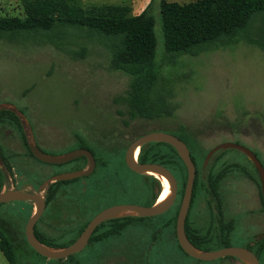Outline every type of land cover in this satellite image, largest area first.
<instances>
[{
	"label": "rangeland",
	"instance_id": "1",
	"mask_svg": "<svg viewBox=\"0 0 264 264\" xmlns=\"http://www.w3.org/2000/svg\"><path fill=\"white\" fill-rule=\"evenodd\" d=\"M160 1L154 0L152 4L157 21V64L165 94L171 90L175 95L173 102L178 105L170 117L155 120L131 117L125 99L133 79L110 69L111 55L98 38L81 37L73 29H59L46 36L35 33L23 36L15 43L0 40V110L17 114L28 143L35 141L53 156L87 149L96 163L107 165L59 186L55 200L36 225L46 237L63 245L76 238L88 219L110 206L153 204L159 193L158 182L151 176L130 171L124 163L125 153L135 139L151 132H165L191 148L201 171L189 223L208 236L203 250L226 246L207 177L227 170L219 191L224 220L235 226L228 247L255 251L258 247L255 240H259L255 235L264 233V204L260 177L253 163L243 151L230 148L218 151L204 168L203 165L211 149L233 142L251 149L264 166V17H257L248 30L263 46L240 42L197 56L184 55L168 66ZM23 14L21 0H0V17ZM49 39L62 48L49 44L46 41ZM160 150L169 151L164 146ZM71 162L58 168L33 158L15 125L9 119L0 123L3 190L39 192L42 183L54 174L75 171L77 165L82 170L89 169L88 161ZM40 193L44 195V191ZM162 193L163 187L157 201ZM181 200L179 195L171 209L178 207ZM30 205V202L0 204V231L16 245L20 264H129L126 250L134 242L141 250L132 256L136 260L133 264H242L233 257L196 260L185 255L172 236L153 241L151 229L138 230L137 224L102 245H88L69 260H45L25 243ZM168 229L171 231L172 226ZM160 243L165 245L164 249ZM260 261L264 264V253ZM0 264H10L1 249Z\"/></svg>",
	"mask_w": 264,
	"mask_h": 264
},
{
	"label": "trees",
	"instance_id": "2",
	"mask_svg": "<svg viewBox=\"0 0 264 264\" xmlns=\"http://www.w3.org/2000/svg\"><path fill=\"white\" fill-rule=\"evenodd\" d=\"M21 3L24 10L23 16L0 17V40L15 43L18 38L23 36H29L33 33L46 36L59 29H73L78 31L81 37L86 35L87 37L98 38L106 45L111 55L110 69L121 71L133 79L130 91L125 99L132 118L155 120L165 116L170 117L178 109V105L173 102L175 95L171 90L166 95L167 90L162 87L163 81H160L159 66L157 64L158 42L155 34L157 21L152 12V4L141 14L133 16L130 15L131 9L125 5L84 7L70 4L66 0H21ZM160 14L168 66L176 64L175 61L178 57L184 55L197 56L205 52L230 47L240 42L258 43L259 46H263V43L254 39L251 31L248 30L257 17H264V0H197L185 4L161 0ZM46 41L57 48H62L52 39ZM164 81L167 84L170 83V80ZM8 119L18 129L31 156L37 159L29 148L28 136L25 133L21 119L12 111L0 110V123H4ZM161 146L168 148L169 151L163 153L160 150ZM192 158L198 167L193 195L194 202L200 185L201 171L193 155ZM81 161L87 162L88 160L82 157L71 163L78 164ZM139 162L159 163L170 169L176 176L180 186L178 196L181 195L183 199L188 171L179 154L171 145L150 143L143 146L139 155ZM6 166H8L7 163ZM106 166V163H97V167L101 169ZM75 169L80 170L82 168L77 165ZM227 173V170H223L218 174L210 173L207 177L208 191L216 202L220 215L222 241L225 243V247L229 246L228 242L235 227L232 221L225 222L224 220L223 202L219 191L220 183L225 179ZM151 177L158 182L159 193L161 194V182L156 177ZM2 181L1 178L0 192L4 189ZM69 182L58 181L51 185L47 195L48 205L55 200L59 186ZM159 193L155 197V202L159 197ZM260 193L262 198L261 190ZM180 205L157 217H128L107 221L96 229L89 245H102L108 240L116 239L126 232L129 227L137 224L138 230H144L143 227L151 229L153 241L166 240L169 235L172 236L180 250L187 255L179 245L176 235V222ZM32 209L33 206L30 205V210ZM29 216H31V213ZM92 219L85 222L81 230L78 231L76 238L68 244L58 245L54 240L42 234L37 225L35 232L39 240L47 246L67 247L77 240ZM155 223H160V225L157 226ZM171 226L172 230L170 231L168 228ZM186 232L189 239L201 249H203V244L209 241L207 235H202L191 227L189 218L186 223ZM25 243L42 259L47 260L28 244L26 237ZM255 244L258 247L253 252L260 259V256L264 253V239L255 240ZM128 246L126 250V254L130 257L128 263L133 264L136 260L132 256H136L141 247L135 242ZM159 246L164 249L162 246L165 245L160 243ZM0 249L10 264H20L15 252L17 250L16 245L2 231H0ZM142 254H145L144 251H142ZM73 256L63 260H69ZM63 260L54 261L60 262Z\"/></svg>",
	"mask_w": 264,
	"mask_h": 264
},
{
	"label": "water",
	"instance_id": "3",
	"mask_svg": "<svg viewBox=\"0 0 264 264\" xmlns=\"http://www.w3.org/2000/svg\"><path fill=\"white\" fill-rule=\"evenodd\" d=\"M150 143H165L171 145L179 154L184 162L188 179L185 193L181 201L180 209L176 222V235L179 245L183 251L190 257L199 261H216L227 257H233L242 264H261L259 257L251 250L245 247H224L214 251H206L197 247L188 237L186 232V223L191 208L195 181L197 178V167L192 158L188 145L180 138L165 132H151L135 139L125 153V163L134 173L143 176H154L157 179L165 178L171 186L169 195L163 201H156L151 206L136 204H118L110 206L100 211L88 223L77 240L67 247H51L42 243L36 235L35 228L37 222L43 216L47 207V195L51 185L58 181H71L78 178H84L94 173L97 163L93 153L87 149H78L63 156H53L45 153L35 141L29 142V148L33 155L41 162L49 165H62L73 160L85 157L89 163V169L77 170L67 173H60L47 179L40 187L39 192H29L24 190H2L0 192V204L9 202H30L33 206L31 216L26 227L25 236L28 244L41 256L48 260H63L83 251L90 242L96 229L103 223L128 218H151L157 217L168 212L176 203L179 192V184L173 172L159 163H140L139 155L143 146ZM235 148L243 151L253 163L261 182V191L264 204V166L256 154L249 148L233 142L223 143L211 149L205 158L203 168L209 160L220 150ZM44 191V195H41ZM257 239H264V233L257 236Z\"/></svg>",
	"mask_w": 264,
	"mask_h": 264
},
{
	"label": "crops",
	"instance_id": "4",
	"mask_svg": "<svg viewBox=\"0 0 264 264\" xmlns=\"http://www.w3.org/2000/svg\"><path fill=\"white\" fill-rule=\"evenodd\" d=\"M70 4H76L84 7L89 6H104V5H114L121 6L125 5L131 9L130 15L136 16L141 14L150 4H153L154 0H66ZM168 2H177L180 4H185L179 2L180 0H167ZM197 0H188V3L195 2ZM3 253V252H2ZM5 256V255H4Z\"/></svg>",
	"mask_w": 264,
	"mask_h": 264
},
{
	"label": "bare ground",
	"instance_id": "5",
	"mask_svg": "<svg viewBox=\"0 0 264 264\" xmlns=\"http://www.w3.org/2000/svg\"><path fill=\"white\" fill-rule=\"evenodd\" d=\"M158 180L161 182L162 187H163V193L160 196L159 201H163L169 195L171 191V186L168 180L165 178H159ZM166 191H167V194H166ZM161 197H163V199H161Z\"/></svg>",
	"mask_w": 264,
	"mask_h": 264
},
{
	"label": "flooded vegetation",
	"instance_id": "6",
	"mask_svg": "<svg viewBox=\"0 0 264 264\" xmlns=\"http://www.w3.org/2000/svg\"><path fill=\"white\" fill-rule=\"evenodd\" d=\"M73 161H74V160H73ZM62 165H64V164H62ZM53 166H54V165H53ZM54 167L62 168L63 166H54ZM196 167H197V166H196ZM255 169H256V168H255ZM197 170H198V167H197ZM75 171H77V170H75ZM257 173H258V172H257ZM57 174H60V173H57ZM57 174H54V175H57ZM217 174H218V173H217ZM54 175H53V176H54ZM51 177H52V176H51ZM49 178H50V177H49ZM49 178H48V179H49ZM46 180H47V179H46ZM46 180H45V181H46ZM45 181H44V182H45ZM44 182H43V183H44ZM43 183H42V184H43ZM193 195H194V194H193ZM192 203H193V200H192ZM47 209H48V204H47V207H46V210H45L44 213L47 212ZM191 210H192V204H191V208H190V211H189V215H190V213H191ZM189 215H188V218H189ZM256 236H258V235H255V237H256Z\"/></svg>",
	"mask_w": 264,
	"mask_h": 264
},
{
	"label": "snow or ice",
	"instance_id": "7",
	"mask_svg": "<svg viewBox=\"0 0 264 264\" xmlns=\"http://www.w3.org/2000/svg\"><path fill=\"white\" fill-rule=\"evenodd\" d=\"M166 194H167V191H166ZM161 199H163V197H161Z\"/></svg>",
	"mask_w": 264,
	"mask_h": 264
}]
</instances>
